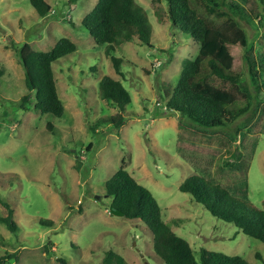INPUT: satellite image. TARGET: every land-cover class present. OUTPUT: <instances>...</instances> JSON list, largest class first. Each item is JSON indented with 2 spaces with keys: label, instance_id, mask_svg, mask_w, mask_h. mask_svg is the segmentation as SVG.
<instances>
[{
  "label": "rangeland",
  "instance_id": "374dc122",
  "mask_svg": "<svg viewBox=\"0 0 264 264\" xmlns=\"http://www.w3.org/2000/svg\"><path fill=\"white\" fill-rule=\"evenodd\" d=\"M46 1L55 14L41 18L29 0H0V219L10 210L17 226L11 232L0 220V257L17 253L8 264H60L59 258L103 264L112 250L128 264H164L139 219L111 213L113 198L105 183L123 167L152 193L163 220L197 257L206 249L264 264V243L217 220L179 189L187 177L198 175L262 205L264 12L259 0L242 3L247 16L237 17L248 37L249 65L236 51L233 62L235 72L250 66L259 80L252 82L247 72L236 85L209 78L247 109L216 130L201 129L167 108L165 85L175 87L182 60L195 58L199 46L173 28L162 1L135 0L147 13L153 47L138 37L121 44L115 53L123 59L121 74L82 26L98 0ZM210 19L219 23L216 15ZM63 37L77 46L53 64L63 116L41 115L33 104L21 108L29 91L18 48L29 44L49 51ZM104 75L121 81L131 96L119 129L102 123L118 112L99 95Z\"/></svg>",
  "mask_w": 264,
  "mask_h": 264
},
{
  "label": "trees",
  "instance_id": "16d2710c",
  "mask_svg": "<svg viewBox=\"0 0 264 264\" xmlns=\"http://www.w3.org/2000/svg\"><path fill=\"white\" fill-rule=\"evenodd\" d=\"M160 1L166 6L173 28L199 46L195 58L182 60L175 87L170 89L165 85L167 108L204 130L226 127L245 114L247 109L239 107L230 92L213 86L209 78L215 76L236 85L243 81L242 77L247 72L252 82H256V78L259 80L257 72L254 73L250 66L244 68L242 74L233 69L235 51L243 55L245 65H249L248 37L237 21V17L247 16L242 6L246 0ZM259 2L264 12V0ZM29 3L41 18L55 14L46 0H29ZM225 6L230 8V12L224 9L220 11ZM146 15L135 0H98L82 20V26L90 33L94 42L105 47V53L118 74H121L123 59L115 53L121 44L138 37L142 44L153 47ZM211 15H216L219 23L210 19ZM76 51V44L67 37L59 39L49 51L34 50L29 44L18 48L29 91L21 97V108L33 104L41 115L55 118L63 116L65 107L58 95L53 64ZM259 69L264 74V56ZM1 76L0 70V78ZM262 80L261 86L264 87V76ZM98 90L100 97L118 110L116 115L103 119L102 123L119 129L124 124L122 113L131 102L130 93L121 81L109 75L101 77ZM91 129L96 130L95 126ZM179 189L189 194L217 220L231 224L239 232L264 243V200L261 206H257L244 198L233 196L226 188L198 175L187 177ZM105 190L107 196L113 198L114 208L128 219H139L150 231L154 252L164 264H249L241 256H228L206 249H202L197 257L189 242L178 236L163 220L161 208L152 193L123 167L106 181ZM12 217L13 212L9 210L8 216L0 220L11 232H15L17 226ZM16 254L0 257V264H8ZM58 262L69 264L64 258H59ZM103 264L128 263L111 250L105 254Z\"/></svg>",
  "mask_w": 264,
  "mask_h": 264
},
{
  "label": "water",
  "instance_id": "95a60500",
  "mask_svg": "<svg viewBox=\"0 0 264 264\" xmlns=\"http://www.w3.org/2000/svg\"><path fill=\"white\" fill-rule=\"evenodd\" d=\"M111 213H114V214L119 215V216H122V215H123L120 211H118V210H117L116 208H114V207H111Z\"/></svg>",
  "mask_w": 264,
  "mask_h": 264
},
{
  "label": "built area",
  "instance_id": "2783aa9c",
  "mask_svg": "<svg viewBox=\"0 0 264 264\" xmlns=\"http://www.w3.org/2000/svg\"><path fill=\"white\" fill-rule=\"evenodd\" d=\"M157 105H160V103H157Z\"/></svg>",
  "mask_w": 264,
  "mask_h": 264
}]
</instances>
